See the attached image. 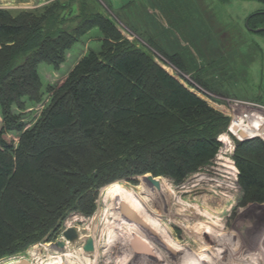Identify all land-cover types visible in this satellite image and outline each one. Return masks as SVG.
<instances>
[{"label": "trees", "instance_id": "trees-1", "mask_svg": "<svg viewBox=\"0 0 264 264\" xmlns=\"http://www.w3.org/2000/svg\"><path fill=\"white\" fill-rule=\"evenodd\" d=\"M60 3L51 10L58 9L57 17L48 23L40 11L16 16L0 8V258L51 239L70 213L92 215L99 188L116 179L151 173L182 182L214 157L218 136L230 123L169 73L151 49L129 40L110 17L88 4L68 9ZM68 21L76 23L67 26ZM263 23V12L249 17L253 28ZM95 27L102 32L101 49L91 50L62 84L50 88L48 103L26 126L28 104L43 100L39 64L57 65ZM149 44L185 72L196 70L190 62L183 64V56L169 55L153 40ZM200 70L194 79L207 87ZM259 96L264 97V82ZM244 112L242 117L264 138V111ZM240 132L258 136L242 124ZM234 158L239 175L231 161V195L218 203L237 199V177L245 201L263 203L264 140L237 138ZM123 187L119 182L107 186L100 204ZM208 236L203 232L201 241ZM65 248V253L72 250L54 264H82L78 247Z\"/></svg>", "mask_w": 264, "mask_h": 264}, {"label": "rangeland", "instance_id": "rangeland-1", "mask_svg": "<svg viewBox=\"0 0 264 264\" xmlns=\"http://www.w3.org/2000/svg\"><path fill=\"white\" fill-rule=\"evenodd\" d=\"M59 2L65 7H69L68 9L76 6V4L78 6L80 4H88L91 9L95 8L110 17L121 32L129 40L135 41L136 45L151 49L157 56L156 60L162 66L164 64L171 69L170 72L163 66L169 73L179 79L193 93L204 99L212 108L229 117L230 123L226 131L221 132L219 135L223 133L229 134L233 145L236 146V134L239 133L241 135V124L249 128L253 133H256L249 126V119L242 117V115L245 113L244 110L249 111V113L264 111V97L259 96L260 86L264 82V33L248 29L245 22L250 14L264 11V1L0 0V8L10 11L16 16L19 14L24 15L23 13L30 14L31 12L40 11V16L48 23L51 20L50 18L55 20L57 17L55 15L56 12L58 13V9L52 13L54 15L51 14V10ZM69 13L70 10L63 11L65 15ZM50 15L52 16L50 17ZM74 17L76 16L72 15L71 18ZM69 20L71 21L70 18ZM70 21L66 25L74 26L76 22ZM262 27H264V23L259 28ZM102 37L101 30L95 27L83 36H80L79 40L66 50L65 58L61 62L58 61L57 65H51L47 62L39 64L38 71L43 82V100L38 104H28L29 107L24 117L26 126H30V124L36 121L40 112L48 103L51 96L50 88L62 84L74 66L91 50L99 51L101 49ZM149 40L156 42L169 55L175 53L178 56H183L186 59L183 61V64L187 65L190 62V64L195 66L196 70L185 72L183 68L177 66V64L165 58L159 51L151 47ZM200 68L201 78L207 81V87L194 79V74H197V70ZM25 100H28V98H25ZM244 115H247V113ZM17 135V133L12 134L15 138ZM240 135H238L239 138ZM253 137H260L264 140L262 136ZM219 143V148H217L214 157L182 182H177L166 175L157 178L162 177L161 180L166 186L171 185V188L174 190H181V187L190 185V181L196 179V177L191 178L194 174L204 172V168L216 166L214 161L220 153L224 154L229 161L235 163V146L233 152L230 154L225 150L226 144L220 140ZM227 170L232 173L234 172L230 169ZM131 178L116 179L106 184V186L104 185L99 188L97 209L106 205L105 203L111 201L116 193L123 192L126 188H131L137 193L140 190L136 186L144 187L149 184L147 181L141 182L144 178L143 175ZM114 182H119L125 187L115 190L112 193L113 195L111 194L112 198L110 200L107 199L104 203L100 204L103 190ZM238 185L239 187L235 183L233 185L235 190H237L235 192L237 193V199L232 201V198H227V202L223 200L221 204H214V207L217 208L212 209V219H208V222H212L214 219L213 221H220L222 223L223 228L218 227L215 223L217 229L220 230L219 234L206 229L208 225L206 222L205 224L203 223L206 227H201L200 222L198 223L199 220L190 219L188 215L169 214L170 208L174 205L172 203H176V199L179 205H174L175 212L181 211L185 214L187 211H182L186 207L185 203L204 212L207 209V206L204 204V197L214 195L213 192H208L206 188H198L196 191L190 193L177 192L174 197L164 189H158L149 195L145 192H141V194L137 193V196L146 205L147 201L150 202V206H148L150 210L158 214L154 215L173 231V235L175 234L173 237L177 239L180 245L187 249L195 247L192 253L197 258L195 264H222L220 257L224 249L230 252L229 260H236V257L239 256L238 264H241L245 251L244 246L252 247L254 253L259 249L258 259L260 264H264V202H246L245 193L239 182ZM229 194L231 195V193ZM159 199L160 203H158ZM96 210L90 216L81 214L80 212L70 213L51 239L44 238L32 243L25 249L24 255L39 258L44 264H54V259L66 255L69 253V250H72L69 248L68 252L65 253L67 251L65 248L67 244H72L74 248L78 247L76 255L78 257L79 255L82 256V264H89L85 258V252L87 253V251L83 249V245L86 238L91 236L87 227L89 224L91 225L92 217L96 213ZM76 217L85 219L74 221ZM189 220L196 227L195 232L186 227ZM70 221H74L71 227L75 226L77 229L76 239L68 240L64 238V251L60 248H54L49 244L50 241L58 239L63 234V231L68 228ZM212 225L209 228H212ZM203 232H207L210 235V237L208 236L209 239L207 241L204 240V242L201 241ZM195 235L199 236L196 238L194 237ZM136 240L130 236L120 234L115 241L133 242V244L137 242L136 245L138 247L136 249L138 252H142V254L146 252V248H151L150 243L144 239L138 238ZM127 248L134 250L133 245ZM15 254L1 257L0 264H6L9 260L13 259ZM244 254L248 256L247 252ZM255 255L249 252V260ZM184 264H189V262H184Z\"/></svg>", "mask_w": 264, "mask_h": 264}, {"label": "bare ground", "instance_id": "bare-ground-1", "mask_svg": "<svg viewBox=\"0 0 264 264\" xmlns=\"http://www.w3.org/2000/svg\"><path fill=\"white\" fill-rule=\"evenodd\" d=\"M255 134L258 135L257 133ZM220 139L224 144H226V152L231 154L233 152L234 146L230 136L224 134ZM214 164H216V166H212L211 168L208 167L205 172L201 173L202 177L200 176L199 178L191 180L190 185L187 184L188 186L181 187V190H174L173 188H171V185L166 186L165 183L161 180V177L158 178L160 182L159 187L150 183V185L148 184V186L144 187L136 186V188L140 190L137 193L141 194V192H145L149 195L151 192H154L158 189H164L169 192L172 197H174L175 193L177 192L190 193L196 191L198 188H206L208 192H213L214 195H207L206 197H204V204L205 206H207V209H205L204 212L199 208L188 205L187 203H185L186 207L183 208L182 211H187L189 213L186 212L184 214L181 211L175 212L174 205H179L176 199V203H172L174 205L170 208L169 214L178 213L182 214L183 216L188 215L190 219H196V221L199 220L198 223L200 222L199 224L201 225V227H206L204 225L206 222V224H208V228L206 227V229L210 230L213 233L219 234L220 230L217 229L215 221H213L214 219L212 220V222H208V219H212V209L217 208L214 207V204L218 203V200L220 198H225L230 195L229 182L232 183V180L235 177V173L227 170L230 169L234 171L230 166L231 161H229L224 154L222 155L220 153L216 157ZM235 168L238 172V168L236 167V165ZM229 179L231 180L228 181ZM137 193L131 188H126V190H124L123 192L116 193L111 201L105 203L106 205L98 207L96 213L92 217L91 225L89 224L87 227L90 235L93 237L94 249L92 251H87V253L85 252L86 261H88L89 264H184V262L195 264V260L197 258L195 255H192L195 247L187 249L186 247L180 245L177 239L173 237L175 235H173V231H171V229H169L167 225L162 223L160 219L155 216L158 214H155L152 210H150V208L148 207L150 206V202L147 201V205L144 204L138 198ZM112 195L110 199L112 198ZM122 202L128 205V207L143 221V224L129 221L122 216L120 210ZM192 209H194V211H192ZM103 216H105V218H103ZM80 219L82 221L85 218L76 217L74 218V221H78ZM74 221H70L68 225L71 227ZM187 224L188 225L186 227L194 230L195 232L196 227L192 225L190 220L187 221ZM209 224H213L212 228H209ZM120 234L124 236H130L135 241H137L136 239L138 238H142L150 243L151 248H146V252L142 254V252H138L136 249V247H138L136 245L137 242L133 244V242L126 243L115 241L117 237L120 236ZM198 236L199 235H195L194 237L197 238ZM197 240L195 241V244ZM131 245L134 246V250L130 248L132 251L127 248ZM244 247V253L247 252L248 256L243 253L241 264H260L258 259L260 250L257 248L258 251H255L256 253H254V249H252V247ZM249 252L250 254H256L255 256L251 257V260H249ZM29 257L35 264H44V262L39 260V258H34L33 256ZM229 257L230 252L224 249V251H222V256L220 257V261L222 262V264L239 263V256L236 257V260H229Z\"/></svg>", "mask_w": 264, "mask_h": 264}, {"label": "water", "instance_id": "water-1", "mask_svg": "<svg viewBox=\"0 0 264 264\" xmlns=\"http://www.w3.org/2000/svg\"><path fill=\"white\" fill-rule=\"evenodd\" d=\"M247 26H248V20L246 22ZM251 30H255V31H262L264 30V27L256 29V28H251L250 26L248 27ZM143 179H145L147 182H149L152 185H156L157 187H159V180L156 176H154L151 173H147L145 175H143ZM159 177V176H158ZM121 214L122 216L132 222L138 223V224H143V221L128 207V205L124 202L121 203ZM63 237L65 239L68 240H74L77 237V230L75 227H68L67 229H65L63 231ZM65 239H58L55 243H52L53 247L55 248H60V249H64L65 247ZM83 249L85 251H92L94 249V242H93V237L92 236H88L86 238V241L83 245ZM9 264H35L32 260L28 259V258H20L18 261L9 263Z\"/></svg>", "mask_w": 264, "mask_h": 264}]
</instances>
